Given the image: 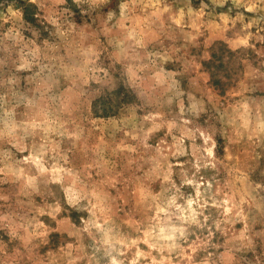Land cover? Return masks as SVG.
<instances>
[{
    "label": "rangeland",
    "instance_id": "374dc122",
    "mask_svg": "<svg viewBox=\"0 0 264 264\" xmlns=\"http://www.w3.org/2000/svg\"><path fill=\"white\" fill-rule=\"evenodd\" d=\"M0 264H264V0H0Z\"/></svg>",
    "mask_w": 264,
    "mask_h": 264
},
{
    "label": "trees",
    "instance_id": "16d2710c",
    "mask_svg": "<svg viewBox=\"0 0 264 264\" xmlns=\"http://www.w3.org/2000/svg\"><path fill=\"white\" fill-rule=\"evenodd\" d=\"M25 17H28L27 9H24Z\"/></svg>",
    "mask_w": 264,
    "mask_h": 264
}]
</instances>
